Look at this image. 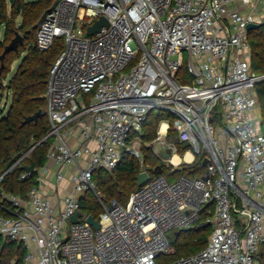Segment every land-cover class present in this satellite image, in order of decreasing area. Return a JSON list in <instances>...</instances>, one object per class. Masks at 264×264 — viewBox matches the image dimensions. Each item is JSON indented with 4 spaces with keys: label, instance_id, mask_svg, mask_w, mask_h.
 Masks as SVG:
<instances>
[{
    "label": "built area",
    "instance_id": "2783aa9c",
    "mask_svg": "<svg viewBox=\"0 0 264 264\" xmlns=\"http://www.w3.org/2000/svg\"><path fill=\"white\" fill-rule=\"evenodd\" d=\"M102 18L108 26L88 35ZM252 23L264 24V0L55 3L37 30L40 51L64 40L46 92L55 181L48 191L42 187L50 173L45 165L22 174L26 180L36 172L38 182L25 196L0 188V204L10 205L0 216V240L22 247L20 264H159L177 252L168 235L192 228L210 229L204 249L165 264H263L264 123L256 88L264 73L252 69ZM185 67L190 81L181 82ZM154 111L174 120L161 123L148 146L160 141L170 153L171 176L184 167L193 176L169 181L149 173L126 205L106 202L94 173L114 171L126 153L143 163L141 136ZM73 127L80 131L76 146ZM171 130L178 144L189 145L185 153L163 140ZM65 170L70 186L62 190ZM87 192L103 209L98 229L81 208Z\"/></svg>",
    "mask_w": 264,
    "mask_h": 264
},
{
    "label": "trees",
    "instance_id": "16d2710c",
    "mask_svg": "<svg viewBox=\"0 0 264 264\" xmlns=\"http://www.w3.org/2000/svg\"><path fill=\"white\" fill-rule=\"evenodd\" d=\"M57 1L0 0V31L4 28L5 38V41L0 43V56L5 46L16 37L17 33L23 34V44L19 46L18 51L8 53L3 61L0 60V86L3 87L4 80L12 72V65L22 58L8 86L12 94L10 108L0 119V177L4 175L0 188L6 194L25 196L31 188L38 184L36 173L29 179H21L25 171L24 167L32 162L37 168L45 166L53 146V139L47 138L50 124L46 114V92L50 70L64 50V40L57 39L50 50L40 51L37 46V30L46 13L52 10ZM248 35L252 48V69L258 73H264V24L250 31ZM179 76L178 80L181 82L190 81L186 68H183ZM256 92L261 120L264 123V82L257 86ZM40 110L44 112L43 118L23 125L28 116ZM173 120L171 114L166 112L150 113L141 136L143 163L126 153L114 171L97 170L94 173L93 183L106 202L115 200L126 205L130 196L139 189L138 176L143 167L151 175L156 174V171L164 174V163L159 160L150 163L157 156L148 144L158 138L161 123L167 121L172 123ZM167 138L168 142L178 144L173 130ZM35 145L37 147L23 164L14 167L18 159ZM178 147L182 154L188 149L182 144H178ZM193 168L196 169V167ZM192 170L184 167L182 172L192 177ZM200 170L203 171L202 166L197 167V171ZM80 202L84 213L92 215L95 219L100 217L103 209L93 192L83 195ZM4 207L8 208L10 205L0 204V216L9 215ZM209 236V228H192L176 232L171 240L177 249L173 258L176 260L200 252L206 246ZM23 254L22 247L16 242L0 240V264H20ZM166 260V262H171V257ZM261 260L264 264V254L261 255Z\"/></svg>",
    "mask_w": 264,
    "mask_h": 264
},
{
    "label": "rangeland",
    "instance_id": "374dc122",
    "mask_svg": "<svg viewBox=\"0 0 264 264\" xmlns=\"http://www.w3.org/2000/svg\"><path fill=\"white\" fill-rule=\"evenodd\" d=\"M18 24L20 23V19L17 22ZM21 35L23 36V34L21 33ZM5 38H4V28H2V30L0 31V43L4 42ZM26 55V54H24ZM23 55V56H24ZM188 55L187 53L185 54V58L187 59ZM58 59V58H57ZM22 61V58L17 60L13 65H12V72L9 74L8 78L6 80H4V86L1 87L0 86V119L3 118L6 113L8 112L10 105H11V101H12V94L10 92V90L8 89L9 83L14 75V73L16 72L18 66L20 65ZM186 68V67H185ZM153 113L157 114L158 111H154ZM174 119V118H173ZM163 140L165 141H169L168 138H163ZM154 153L156 154L157 158L155 160H151L150 163L152 164L154 161L157 162V160H159L160 162L164 163V174L168 177L169 181H174L176 180L179 176H181L183 173L182 172H177L174 176L170 175V171H171V166L170 164L166 161L169 157H170V153L168 151L165 150V147H162V144L160 141H158L156 143V145L153 148ZM181 170V168L179 169ZM201 172H198L197 175H199ZM65 174H66V182H64L62 190L67 189L70 186L69 183V173L67 172V170H65ZM156 175V174H154ZM55 181V178L53 180V182ZM112 201L108 202L111 203ZM173 235L174 234H169L168 237L170 238V240L173 239ZM175 259L173 258V256H171V262H173ZM167 260H165V258H161L159 260V264H165ZM169 262V261H168Z\"/></svg>",
    "mask_w": 264,
    "mask_h": 264
},
{
    "label": "water",
    "instance_id": "95a60500",
    "mask_svg": "<svg viewBox=\"0 0 264 264\" xmlns=\"http://www.w3.org/2000/svg\"><path fill=\"white\" fill-rule=\"evenodd\" d=\"M104 26H108V22L106 19L102 18V19L96 21L91 27L88 28V35H91V36L95 35ZM259 26H260L259 24L252 23V24L248 25L247 30L250 32L254 29L259 28ZM22 44H23V36L21 34L17 33L16 37L8 45L5 46L4 52L0 56V60L3 61L6 54H8L12 51H15V52L18 51L19 46ZM2 67H3V65H2ZM43 116H44V112H43V110H40L39 112L35 113L34 115L28 116L25 119V121L23 122V125L31 123V122H36L40 118H43ZM186 147L188 148L189 145H187ZM206 164H207V161H205L203 165L206 166ZM34 169H35V164L33 162L30 164V166L24 167V170L27 172H33ZM159 173H160L159 171H156V174H159ZM149 179H150L149 172H147V171L141 172L138 176V187L139 188L142 187ZM1 191L2 190L0 189V193H1ZM99 196L101 198H103V195L101 193H99ZM78 221H79L78 220V214H76L73 216L72 222L77 223ZM88 222L92 226H94L96 229L99 228V222L93 216H90L88 218Z\"/></svg>",
    "mask_w": 264,
    "mask_h": 264
},
{
    "label": "crops",
    "instance_id": "0c3cea01",
    "mask_svg": "<svg viewBox=\"0 0 264 264\" xmlns=\"http://www.w3.org/2000/svg\"><path fill=\"white\" fill-rule=\"evenodd\" d=\"M70 129H71V128H70ZM52 139H53V138H52ZM69 140H70L71 145H73V146L78 145L79 140H80V131H79V129H78L77 127H73V128L71 129V135H70ZM55 143H56V142H55V140L53 139V146H52L51 150L54 149ZM28 166H30V165H28ZM46 166L49 167V169H50V173L46 176V178H45V181H46V182L44 181L42 187H43V186H44V187L47 186V191H48V190L51 189V185H48V184H49V183H50V184H51V183L53 184V180H54V178H55L54 172L56 171L57 167H56V164H55V162H54L53 160H48ZM35 168H36L37 170H39L41 167H40V168H37V167L35 166ZM35 173H36V172H35Z\"/></svg>",
    "mask_w": 264,
    "mask_h": 264
},
{
    "label": "bare ground",
    "instance_id": "6f19581e",
    "mask_svg": "<svg viewBox=\"0 0 264 264\" xmlns=\"http://www.w3.org/2000/svg\"><path fill=\"white\" fill-rule=\"evenodd\" d=\"M167 127H168V126H167V124L165 123V124L163 125V127H162V131L165 132V131L167 130ZM186 159H187L188 161H190V160L192 159V154H191V152H187ZM173 161H174L175 163L180 162V156L176 154V155L174 156V158H173Z\"/></svg>",
    "mask_w": 264,
    "mask_h": 264
}]
</instances>
